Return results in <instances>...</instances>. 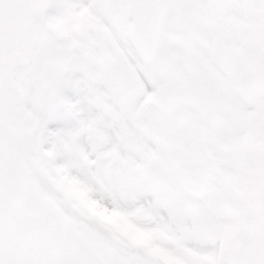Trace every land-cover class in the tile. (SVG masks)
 <instances>
[{
	"label": "snow or ice",
	"instance_id": "1",
	"mask_svg": "<svg viewBox=\"0 0 264 264\" xmlns=\"http://www.w3.org/2000/svg\"><path fill=\"white\" fill-rule=\"evenodd\" d=\"M0 264H264V0H0Z\"/></svg>",
	"mask_w": 264,
	"mask_h": 264
}]
</instances>
